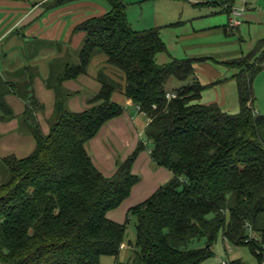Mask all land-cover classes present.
Masks as SVG:
<instances>
[{"label": "trees", "instance_id": "16d2710c", "mask_svg": "<svg viewBox=\"0 0 264 264\" xmlns=\"http://www.w3.org/2000/svg\"><path fill=\"white\" fill-rule=\"evenodd\" d=\"M63 6L79 0H55ZM108 12L76 26L85 41L76 65L53 66L48 85L55 87L56 105L46 134L38 121L44 111L35 96L21 115L35 139L29 156L1 158L8 179L0 184V264H202L215 257L220 235L229 244L249 249L264 264V115L254 107V76L263 68L264 39L248 55L227 63L234 76L240 110L229 114L218 104H202L211 86L195 78L196 59H171L159 29L135 30L123 0H105ZM237 0H219L231 16ZM102 56L124 82H105L88 108H66L71 96L62 88L88 73ZM102 74V73H101ZM100 74V75H101ZM173 80L184 83L169 92ZM18 94V86L10 84ZM148 119L146 142L155 165L172 179L146 201L132 207L123 224L108 219L140 182L133 167L146 150L139 142L113 176L103 175L87 151L110 121L123 115L113 94ZM175 95L168 99L167 94ZM20 97H24L19 94ZM0 121L15 118L1 102ZM8 117V118H7ZM136 219L134 259L118 262L131 219ZM201 244L191 248L192 243ZM228 264H242L240 260Z\"/></svg>", "mask_w": 264, "mask_h": 264}, {"label": "crops", "instance_id": "0c3cea01", "mask_svg": "<svg viewBox=\"0 0 264 264\" xmlns=\"http://www.w3.org/2000/svg\"><path fill=\"white\" fill-rule=\"evenodd\" d=\"M189 1L193 2V9L189 16L190 19H195V21L190 19H188L189 22H186L187 20L184 19L178 20V25L180 24L179 26L182 27L179 28L178 26V28H176L177 25L175 24V20H170L169 15V18L166 17L169 20L161 27H164V29L170 28L169 30L173 32V34L176 30L177 32L184 33H177V35H173V38L170 40H174L177 44L180 43L182 45L185 54H183L181 58L185 59L187 57V59L197 60L195 63V78L202 85H213L215 88L224 89L225 84L229 81H233L236 84L234 79V76L238 73L236 69H233V74L229 78L225 77L224 79H218L217 76L215 78L216 80H211L209 83L203 82L201 78L196 76L197 71L202 66H209L208 61L213 59L211 57H214L216 51L224 44L222 40L213 41L217 36L220 37L221 31L224 30L226 36L228 35L227 33L229 31L232 32V30H237L241 33L242 30L240 27H248L249 32L253 27L254 29L259 28L260 31H263L264 29L261 28L264 27V10L260 6L258 7L256 1L254 5L252 3L250 4L251 0H248L246 3L240 0L242 3L240 8L245 6L246 10L240 16L241 25L237 28H233L230 26L231 18L228 14H226V21L222 19V17L218 19L213 18L214 10L217 6L214 0L212 2H202L201 0ZM55 4V0H0V60L7 58L6 61L3 60L2 62L5 65L4 72L5 74H17L26 65L33 66L35 72L40 71L42 77L37 78L36 83H34L37 90V95L35 96L37 100L44 105V111L42 114H38V121L46 134L49 132L48 120L52 117L56 105L55 87L48 85L52 77L53 66L55 65L54 60L59 58L68 59L70 58V53H74L75 56L80 47H83L85 41V33L74 31L76 26L91 17L100 16L109 11L100 3L87 0H79L58 7L55 6ZM218 6L225 13V9L222 8L220 4H218ZM184 23L185 25H183ZM262 33L263 34L259 38H256V42L264 39V31ZM10 37H14V39L5 44L6 40ZM165 39L167 38L165 37ZM165 39L163 38L162 40L167 47L168 58L160 57L159 54L157 56V61L160 60V64H166L173 58L176 59V57L170 55L169 45ZM34 40H38L42 43L41 48L27 51L28 46L25 47L24 44L33 43ZM22 50L26 52L25 56H21L20 53ZM37 52H39V54H36ZM221 53L222 52H218L217 54ZM9 55L11 56L9 57ZM74 56L71 55V57ZM25 58H29V61L26 63ZM221 58L227 59L226 57ZM10 60H14V62L12 61L10 63ZM223 62L227 63L226 61ZM102 69H106L105 72L118 77V84L124 86L121 75L115 69H111L106 65L104 57L97 56L86 75H82L76 80L65 81L62 84V88L65 89L68 94H71L66 102L69 111L82 112L88 108V101L91 98L88 100L86 98L80 99V93L82 88H88L90 91L94 92L95 95L100 91L102 83L99 75ZM117 92V97L115 96V92L112 100L124 107L125 111L123 115L105 125L99 134L87 144V151L95 166L107 177L114 175L117 162L124 161L132 154L139 142L144 141V143H146L145 133L149 124V119L139 111L138 107L132 102L127 101L121 90ZM206 92L205 90L202 94V104H218L223 111L229 114H237L240 110L239 102V109L235 107V110H228L225 108V100L220 102L217 100L218 97L214 102H205L204 96ZM7 103L12 108L15 117L21 116L25 111L22 101L19 98L15 99L13 96H8ZM17 121L18 120L13 119L7 123L0 122V133L5 134L17 129ZM14 137L15 136H12V138ZM30 138H27L29 140V149H22L28 152L26 156L17 157V155L19 156L21 154L15 144L12 146L14 153H10L12 149H9L11 146H9L7 141L0 143V155L2 158L8 156H15L19 159L26 158L33 153L36 147L34 137L32 138L34 142H32ZM19 145H23V143H19ZM151 149L152 146L148 143L146 150L140 154L133 167V173L138 175L141 179L139 184L133 188L131 196L121 207L109 212V220L119 224L125 223L128 211L135 205H138L136 203L146 201L161 186L167 184L172 179L173 175L170 171L158 167L153 163L151 159Z\"/></svg>", "mask_w": 264, "mask_h": 264}, {"label": "rangeland", "instance_id": "374dc122", "mask_svg": "<svg viewBox=\"0 0 264 264\" xmlns=\"http://www.w3.org/2000/svg\"><path fill=\"white\" fill-rule=\"evenodd\" d=\"M87 1L100 3L108 10L110 9V5L105 0H87ZM123 1L126 4L129 21L135 30L141 31L151 28L159 29L161 33V37H163L164 39L165 37L167 38L165 40L168 42L167 44L169 45L168 47H169L170 55L176 57V59H184L181 58L182 55L185 54L183 52L184 50L182 49V45L180 43L177 44L174 40L172 41L170 40L173 38V35L175 34L177 35V33L180 34L183 32H177L176 30L173 34V32H170L169 30L170 28L164 29V27L161 26L165 24V22H167L169 19L175 20V24L177 25L176 28H178V26L180 25V24L178 25L177 23L178 20L184 19L187 20L186 22H189L188 20L190 19L189 14L192 12L193 9L192 1L189 0H123ZM201 1L212 2L213 0H201ZM214 1L217 6L215 7L213 18L218 19L219 17H222V19H225L226 21L227 15L218 6L219 0H214ZM255 1L256 3H258V7L260 6L264 10V0H251L250 4L252 3L255 5ZM241 5H242L241 1L237 0L235 4V8H240ZM222 8L224 7L222 6ZM169 15L170 18L168 17ZM166 17H168L169 19H167ZM190 20L195 21V19H190ZM183 25H185V23ZM181 27L182 26H179V28ZM240 29L242 30L241 33L237 30H232V32L229 31L227 33L228 34L227 36L225 35V31L223 30L220 32L221 33L220 37L217 36L216 39H213V41L222 40L224 44L221 45V48L216 51L215 55L213 53L214 57H211L213 59L208 61L209 66H205V67L202 66L201 68L199 67L200 69L197 71L196 76L201 78L203 82L209 83L211 82V80H216L215 78L217 76L218 79L219 78L224 79L225 77L229 78L233 74L234 70L233 68L228 66L227 63L232 61L233 59L244 57L248 55L250 52H252L258 43L255 41L256 38L257 37L259 38L263 34L262 32L264 31V30L260 31L259 28L254 29V27L251 28L250 32L248 30V27H240ZM261 29H264V27ZM13 39L14 37H10L9 39L6 40L5 44L9 43ZM24 46L25 47L28 46L27 51L30 50L33 51L35 49H40L42 43L38 40H34L33 43L24 44ZM81 48L82 46L77 51L75 56L74 53L72 54L70 53L69 54L70 58L68 59L67 58L55 59L54 60L55 66L57 67L61 66L62 69L65 64L76 65L79 61L78 56L80 54ZM218 52H222V53L217 54ZM20 54L21 56H25L26 52L22 50ZM36 54H39V52H37ZM71 55L74 57H71ZM221 55H226V56H221ZM10 56L11 55H9V57ZM160 57L168 58V55L167 53H163L160 54ZM221 57H226L227 59H222ZM28 59L29 58H25V63L29 61ZM185 59H187V57ZM3 60L6 61L7 58H3L0 60V103L3 102L7 104V106H9L7 103V97L13 96L15 97V99L19 98L22 101L25 110L26 101H29L32 96L37 95V90L35 88L34 83H36L37 78L42 77V74L40 73V71L35 72L33 66L31 65L24 66L17 74H10V73L5 74L4 72L5 65L2 63ZM12 61L14 62V60H10V63ZM223 61H226L227 63H224ZM158 62H160V60H158ZM263 66H264V62H263ZM105 71L106 69L101 70L102 74L99 75V78L103 75L105 82L111 84L118 83L117 81L118 77L112 76ZM12 83L18 86V90L16 91L18 94H14L11 92L12 89L10 87V84L12 85ZM182 85L185 84L173 80L171 83H169L168 90L169 92H172L174 88L176 87L179 88ZM208 86L211 87H209L206 90L207 92L204 96L205 102H214L215 99L218 97L217 100L220 102H222V100H225L226 102L225 108H227L228 110H235L236 108H238L239 100H238V94H237L235 82L229 81L228 83L225 84L224 89L215 88L213 85H208ZM253 91L255 97V102H254L255 110L256 112H258V114L264 115V68L254 76ZM19 94L24 97H20ZM94 95L95 93L90 91L88 88L85 89L82 88V91L80 93V99L86 98L88 100L92 98ZM117 95L118 92H116L115 96L117 97ZM66 108L69 110L67 106ZM9 109H11L12 111V108L10 106ZM1 110L2 109L0 108V112ZM14 119L18 120L17 129L5 134L0 133V143H3V141H7V143H9V146H11L9 149H12L11 150L12 152L10 153H14L12 146L13 144H15L20 150V154H21L19 156L17 155V157L26 156L28 152H25L22 149H29L28 147L29 140L27 138L31 137L30 139L32 140L33 136L31 133H29L28 125L24 123L21 116L15 117ZM10 121H6V122L0 121V122L7 123ZM12 136L15 137L12 138ZM145 137H146V133H145ZM32 142H34V140H32ZM19 143H23V145H19ZM1 158L2 156L0 155V184L5 182L9 177L8 170L1 162L2 161ZM136 204H140V202ZM136 222H137L136 219L132 218L128 225L126 241L121 250V254L118 262L129 263L132 262L134 259V248H133L134 246H131V244L134 245V242L136 240ZM200 245L201 244H199L198 242H194L192 243L191 248H197ZM213 251L215 253V257L203 262L202 264H228L230 261H234V260H240L242 264H257L256 259L252 256V254L250 253L247 247L233 246L228 242L224 241L222 235L219 236L217 242L215 243L213 247ZM116 262H117L116 259L113 257H103L101 259V264H116Z\"/></svg>", "mask_w": 264, "mask_h": 264}, {"label": "built area", "instance_id": "2783aa9c", "mask_svg": "<svg viewBox=\"0 0 264 264\" xmlns=\"http://www.w3.org/2000/svg\"><path fill=\"white\" fill-rule=\"evenodd\" d=\"M243 3H246L248 0H241ZM245 6L242 8H234L232 14L230 16V26L233 28H237L241 25L240 16L245 12ZM175 95L167 94V98L171 99L174 98Z\"/></svg>", "mask_w": 264, "mask_h": 264}]
</instances>
